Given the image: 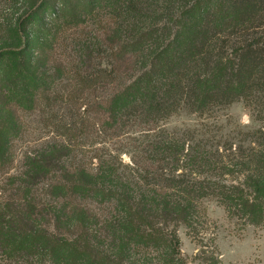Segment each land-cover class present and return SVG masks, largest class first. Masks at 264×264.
Here are the masks:
<instances>
[{"label":"trees","instance_id":"trees-1","mask_svg":"<svg viewBox=\"0 0 264 264\" xmlns=\"http://www.w3.org/2000/svg\"><path fill=\"white\" fill-rule=\"evenodd\" d=\"M6 3L16 11L0 30L3 264H187L180 229L202 264H220L208 201L264 226V125L225 135L210 122L243 102L264 124V0H49L53 15L99 12L104 24L94 42L74 40L68 63L49 58V75L32 45L13 44L48 0ZM42 103L49 144L7 176L18 113ZM181 112L199 122L161 127ZM83 136L99 146L87 162L73 151Z\"/></svg>","mask_w":264,"mask_h":264},{"label":"rangeland","instance_id":"rangeland-1","mask_svg":"<svg viewBox=\"0 0 264 264\" xmlns=\"http://www.w3.org/2000/svg\"><path fill=\"white\" fill-rule=\"evenodd\" d=\"M55 1L50 0V3ZM57 10L59 11L60 7ZM13 11L16 10L11 9L10 3H6L1 7L0 30H7L13 26L8 25ZM15 13L23 14L24 9ZM60 13L53 15L49 11L48 0L46 7L39 11L37 21L20 25L23 32L13 42L18 47H23L27 43L32 45L33 51L29 53H33V59L39 61V66L41 69L46 70L47 75H49V58L52 61L58 59L68 63L72 59L70 48L74 40L92 43L97 38L96 30L100 29V25H104L100 21L99 12L95 13L93 17L82 14L80 19L75 18L74 20L68 19V17L63 18ZM55 25L80 26L79 28L62 31L57 27L54 28ZM49 28L52 29L51 33L54 40L57 38L50 51V57ZM0 41L9 42L8 34L1 33ZM65 45L68 46L66 51H64ZM29 53L28 57L31 56ZM18 116L21 125V136L14 144V163L7 176L15 175L22 168L26 156L38 153L49 144V106L47 109L45 104L42 103L36 106L33 112H19ZM198 122L196 116L181 112L163 122L161 127L168 132H173L193 128ZM210 122L221 125L225 135H233L239 130L243 132L255 131L264 125L256 121L255 115L245 108L243 102H237L229 106L217 114L214 119H210ZM95 137L89 136L87 138L83 136L76 141L73 151H75L77 161L87 162L93 150L96 147L99 148L95 142ZM124 160L126 161L127 158L125 157ZM0 180H2L1 177ZM204 206L207 211L210 233L214 235L215 252L220 264H264V226L258 228L252 226L242 227L237 221L230 220L225 210L215 202L208 201ZM178 236L181 242V254L187 264H202L199 259V247L187 237L185 230L180 229ZM0 264H3L1 260Z\"/></svg>","mask_w":264,"mask_h":264}]
</instances>
